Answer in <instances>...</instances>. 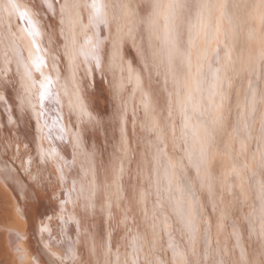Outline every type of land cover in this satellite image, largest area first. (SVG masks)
Here are the masks:
<instances>
[{
	"label": "bare ground",
	"instance_id": "bare-ground-1",
	"mask_svg": "<svg viewBox=\"0 0 264 264\" xmlns=\"http://www.w3.org/2000/svg\"><path fill=\"white\" fill-rule=\"evenodd\" d=\"M9 2L0 0V79L8 81L6 85H0V96H5L8 104L5 108L4 102H0V182L12 193L16 212L26 222L23 230L8 228L10 247L15 258L20 264H52L56 258H60L62 264H101L104 251L102 245L107 241L112 259H115L117 248L122 254L126 246L129 255L139 249L140 259H143L144 250L148 247L147 241L152 237L153 224L157 230L166 225L167 232L172 234L173 244L178 249L186 248L188 237L180 233L174 205L168 198L180 196L175 191L179 181L178 159L184 156L187 147L179 139L182 117L176 106L177 98L172 97L173 107L169 116L165 107L166 93L156 95L145 88L155 109L152 115L163 128L162 135L166 144L164 151L167 158L176 165L172 176L173 190L171 193L162 192L157 206L155 189L150 188L149 184L150 180L156 179H159L162 188L167 184L165 157L160 156L159 164L153 159L156 155V134L149 131L139 90L134 91V83L125 82L123 89L118 87L122 77L126 80L129 66L134 73L144 78L143 63L150 59L153 51L158 53V60L162 61V75L153 77L154 81L160 83H154L153 88L163 86V73L168 69V46L165 44L164 30L157 27L150 48L149 34L145 30L147 25L141 23L147 11H151L148 8L150 0H122L127 5V15L120 21V35L123 36L130 28L133 30L130 36H124L120 41L117 62L123 71L121 67L114 66L112 70L107 67L111 60L110 38L115 34V21L112 20L114 0H96L99 4L108 5L103 11L109 20V27L99 26V38L104 40L107 36L109 39L104 40L99 47L100 68L88 78L83 76L84 64H80L75 70V76L71 77L70 57L63 55V45L68 43V51L72 56L79 55L80 60L84 59L81 49L89 47V39L93 42L97 39L96 30L86 19L91 9L68 8L65 13L68 19L64 25L58 26L59 18L49 19L47 13H44L43 21L36 20L27 6V0H11L17 5L16 9L9 7ZM66 2L72 5L75 0ZM79 2L91 4L92 0ZM161 2L167 5L170 0ZM221 2L225 7L211 9L212 19L214 23L219 20L221 47L231 43L233 60L239 69L241 58L254 62L264 51V45L258 39H248L250 31L260 35V9L256 7L260 0ZM166 10L162 8L161 12ZM25 11H28L36 35L30 34L31 26L22 16ZM179 11L183 18L184 10ZM45 22L47 28L44 27ZM61 28L65 29L63 34ZM66 37H72L75 44ZM183 39L187 40L186 31ZM5 52L8 53L7 63L4 61ZM53 56H57L55 66ZM39 57L43 58V63L37 71L36 61ZM192 61L195 71L198 62L196 49H193ZM94 64L93 60L87 66L91 68ZM26 65L35 84H30L25 76ZM173 65L177 79L183 81L179 56L173 58ZM229 75L232 77V86L226 89L227 99L221 110L223 125L217 126L213 132L215 145L209 150L211 163L203 187L195 176V169L188 166L186 158L183 162L196 193L191 197L198 227L196 252L201 254L215 250L218 253L217 259L241 261L242 251L244 258L251 260L261 246L259 186L264 183V169L260 166L261 152H264V140L261 139L264 100L261 99L256 81L259 76L258 66L255 76L243 71L237 76ZM44 76L51 78L49 90L57 94L60 103L56 105L51 99L45 100L41 115L38 99L39 91H42L40 82ZM249 81L255 90L254 110ZM204 88L202 93L193 92V103L201 104L202 111L208 109V85L205 84ZM169 90H172L171 80ZM77 96L83 102V113L77 106ZM184 96V90L181 89V103L184 102ZM25 97L27 99L21 107L20 100ZM29 101L36 105L35 111L29 107ZM121 115L125 144L123 149ZM150 119L151 116L148 117ZM192 125L202 136L203 130L199 128L196 119H193ZM77 134L81 141L79 146L75 143ZM16 135L20 137L19 140ZM188 139L193 143L195 160L200 145L191 133ZM93 149L96 152L94 161L98 185H102L105 178L108 183L112 182L111 169L117 165L124 170L119 181L121 198L118 201L113 198L111 216L101 214L99 208L86 213L82 207L83 199L77 200L75 196L63 194L72 188L73 181L79 189L83 172L89 166L85 154ZM244 164L247 167H242ZM234 166L239 170V176L232 171ZM103 168L109 169L107 177ZM60 169H63V178ZM46 177L55 185L52 194L44 191ZM141 191L144 192L142 202ZM109 197L110 191L105 194V199ZM189 202L185 194L183 206L187 207ZM205 221L210 226L208 233L204 231ZM234 232L238 233L239 242ZM160 236L162 239L157 242L156 255L161 260L170 259L173 252L167 248L168 236L163 232ZM159 245H163L166 251L161 253ZM120 258L123 260V255Z\"/></svg>",
	"mask_w": 264,
	"mask_h": 264
},
{
	"label": "snow or ice",
	"instance_id": "snow-or-ice-1",
	"mask_svg": "<svg viewBox=\"0 0 264 264\" xmlns=\"http://www.w3.org/2000/svg\"><path fill=\"white\" fill-rule=\"evenodd\" d=\"M9 7L16 9L17 5L9 2ZM27 6L32 11L33 16L38 21L44 20V13L49 15V19L53 17H58V26L64 25L65 20L68 19L65 13L68 8H78L81 10L91 9L89 15L87 16L88 24L96 30L97 39L93 42L91 39L87 41L89 47L84 50L81 49L84 59L80 60L79 55L72 56L68 51V43L63 45L64 52L63 55L69 56V67L71 71V77L75 76V70L78 69L80 64H84L83 76L88 78L93 71L100 68L99 60V47L104 43V40L109 39V37H104V40L99 38V26L104 25L106 28L109 27V20L107 19L106 13L103 11L108 5L99 4L96 0H92L91 4L86 2L81 3L79 0H75L72 5H69L66 0H27ZM113 17L112 20L115 21V34L111 35V60L108 64V70H112L114 66L121 67L117 62V57L120 48V41L124 36H130L132 29L130 28L128 32L124 33L123 36L120 35L122 32V26L120 21L125 19L127 13V5L122 2V0H114L113 2ZM225 5L221 0H170L167 5L162 4L161 0H150L148 8L151 11H147L146 17L141 21L147 25L145 29L149 34V47L151 48L152 36L156 34L157 27H162L165 34V44L167 47V57H168V69L163 73V86L162 88H153L154 83H160V81H154L153 77H159L162 75L160 70V65L162 61L158 60V53L151 52L150 59L143 63V73L144 78H141L139 73H134L132 68L129 66L127 69L128 75L125 78H121L119 84V89H123L126 83H134L135 90H139L142 96V103L145 110V118L148 122L149 131L156 134V141L154 144L156 155L153 159L159 164L160 156L165 157L164 172L167 184L162 188L159 183V179L150 180L149 187L155 189V195L157 197V206H159V200L161 193H171L172 192V176L175 174L176 165L172 163L170 159L167 158V154L164 151L166 144L163 139V128L159 125L156 118L152 113L155 111L152 106L151 98L149 93L145 91V88L153 91L156 95H160L161 92L166 93L165 107L168 110L169 116H171V110L173 107L172 97L177 98L176 106L182 117L181 125V137L179 139L187 146L184 149V156L178 159L179 164V181L176 184L175 191L180 193V196L172 199L171 203L174 205V210L176 212V220L179 225V231L182 235H187L188 243L187 247L183 249H178L177 246L173 244L172 234L167 232V226L164 225L159 230L155 224L152 225L153 232L150 240L147 241L148 247L144 250L143 259H140L139 249L134 250L131 255L127 251V246L125 247L124 253H120L117 248L115 259L109 256L111 248L107 241L102 245L104 251L102 252L101 264H264V183L259 186L260 190V201H261V246L256 254V256L251 259H245L243 251L241 252V261L225 260L223 258L217 259L218 253L215 250L205 251L198 254L195 249L196 243V233L198 231L196 223V215L194 214V209L191 203V197L196 195L192 179L189 177L187 169L184 165V159L188 161V166L195 169V176L199 180L201 186L203 187L204 181L208 176V166L211 163L210 149L215 145V137L213 132L217 126L223 125L222 109L224 102L227 99L226 89L232 86V76H237L240 72H247L255 76L257 72V66L259 69V76L256 77V81L260 87L261 99L264 100V51L261 52L258 59L254 62H248L241 58V67L238 69L236 67V61L233 60L232 56V45L231 43L223 44L220 40L221 27L219 20L215 23L213 22L211 9L218 8L223 9ZM260 9L259 21L261 24L260 35L258 36L255 31H250L248 34V39H258L262 45H264V0H260L259 4L256 5ZM162 8H166L165 12H161ZM183 9V18L181 17L180 11ZM194 13V15H193ZM26 23L31 26V21L28 18V11L22 14ZM83 25H81L82 27ZM44 27L47 28V23H44ZM61 34L64 33L65 29L61 28ZM185 31L187 32V40L183 39ZM30 34L36 35L34 26L30 27ZM66 39H71L72 43L75 44V40L72 37H66ZM231 39V38H230ZM203 44L201 48L200 45ZM215 45V46H213ZM193 49L197 50V64L195 65V71H193ZM39 51V48H37ZM180 57L179 70L183 72V81L177 79L176 68L173 65V58ZM90 58V59H89ZM95 61L93 67H88L87 64L91 61ZM4 61L8 62V53H4ZM53 66L57 63V56L52 57ZM43 63V58L39 57L36 61V68L39 71L40 64ZM247 64V67L244 65ZM121 67V71H123ZM6 71V69H5ZM43 76V73H41ZM25 76L30 84H35L32 73L28 71L27 65L25 66ZM169 80H171L172 90H169ZM7 80L0 79V85H6ZM52 83L51 78L48 76L43 77V81L40 82L39 91V109L40 114L44 112V101L51 99L53 103L59 105V99L57 94L49 90V85ZM208 85V109L202 111L201 104L193 103V92L202 93L205 88L204 85ZM249 88L252 89V82L249 81ZM181 89L184 90V102L181 103L179 100ZM217 97L219 98L217 100ZM23 98L20 100V106L22 107L25 100ZM0 102H4L5 108L8 107L5 96H0ZM252 102L254 110L255 102V90L252 89ZM77 106L79 107L81 113L84 111L83 102L80 101L79 96H77ZM29 107L35 111L36 105H32L29 101ZM71 110V105H70ZM151 119L148 120V117ZM196 119L197 124L200 129L203 130V135H199L197 131L193 128L192 121ZM238 125L240 121H237ZM189 133H191L193 139L196 143H199V151L195 160H193V143L188 139ZM261 139L264 140V123L261 125ZM75 143L77 146L81 144L79 134L76 136ZM243 147V144L241 145ZM121 147L125 148L124 144V128H123V116L121 115ZM88 157V168L84 170L83 176L81 177V184L79 189L76 188V182L73 181V186L70 190L63 193L67 196H75L77 200L83 199V209L86 213L94 212L97 208L101 214L106 216H111V208L113 204V198L118 201L121 193L120 188V178L123 174V168L119 165L111 169L112 182L108 183L107 179L102 182V185L96 183V164L94 157L96 156L95 149L92 152L85 154ZM73 159H75V153L73 152ZM261 168L264 169V152H261ZM242 167H247V164L242 165ZM105 177L109 174L108 168L102 169ZM237 176H239V170L234 166L232 170ZM61 178H63V169H60ZM90 177V179H87ZM110 197L105 199V194L109 193ZM98 193L100 194L98 196ZM187 194L189 197V204L187 207L183 206L184 195ZM144 192L140 193V200L143 201ZM67 201H62L66 203ZM198 200L196 204L198 205ZM127 210H125V219ZM205 233L210 231V226L205 221ZM163 232L168 236L167 248L172 249L173 255L170 259L161 260L156 255V250L158 247V241L162 239L160 233ZM236 235L237 242H239L238 233L234 232ZM143 239V237H141ZM115 247V245H112ZM159 251L161 253L165 252L166 249L163 245H159ZM55 256L54 253L51 254ZM121 255L124 259L121 260ZM70 259L72 257H69ZM52 264H62L60 258L52 260Z\"/></svg>",
	"mask_w": 264,
	"mask_h": 264
},
{
	"label": "rangeland",
	"instance_id": "rangeland-1",
	"mask_svg": "<svg viewBox=\"0 0 264 264\" xmlns=\"http://www.w3.org/2000/svg\"><path fill=\"white\" fill-rule=\"evenodd\" d=\"M16 136L19 140L20 137L18 135ZM4 157L7 160V156L5 155ZM48 180L49 178L47 177L44 180V191L47 194H52L55 185ZM25 226L26 222L16 212L12 193L0 182V264H20V261L15 258L14 252L10 247L8 228L15 227L23 230Z\"/></svg>",
	"mask_w": 264,
	"mask_h": 264
}]
</instances>
